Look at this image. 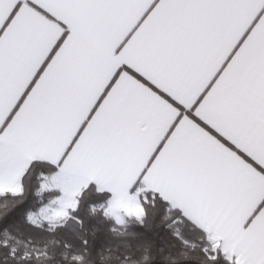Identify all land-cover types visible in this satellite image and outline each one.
<instances>
[{"label":"snow or ice","instance_id":"snow-or-ice-1","mask_svg":"<svg viewBox=\"0 0 264 264\" xmlns=\"http://www.w3.org/2000/svg\"><path fill=\"white\" fill-rule=\"evenodd\" d=\"M0 264H264V0H0Z\"/></svg>","mask_w":264,"mask_h":264}]
</instances>
